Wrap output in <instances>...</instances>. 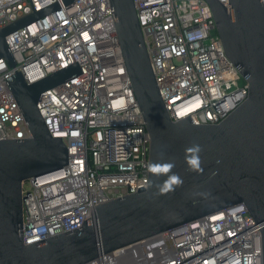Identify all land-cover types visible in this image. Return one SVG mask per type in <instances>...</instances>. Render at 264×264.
Here are the masks:
<instances>
[{
	"label": "built area",
	"instance_id": "1",
	"mask_svg": "<svg viewBox=\"0 0 264 264\" xmlns=\"http://www.w3.org/2000/svg\"><path fill=\"white\" fill-rule=\"evenodd\" d=\"M160 95L173 119L218 124L249 96L207 0H134ZM230 7L229 0H220ZM264 2V0H261ZM54 3L9 33L17 66L0 57V139L31 130L7 77L33 83L76 61L83 72L38 103L68 148L65 167L23 182L24 243L81 227L92 206L149 183L151 135L135 97L110 0H0V29ZM84 264H263L262 230L246 204L165 230Z\"/></svg>",
	"mask_w": 264,
	"mask_h": 264
},
{
	"label": "water",
	"instance_id": "2",
	"mask_svg": "<svg viewBox=\"0 0 264 264\" xmlns=\"http://www.w3.org/2000/svg\"><path fill=\"white\" fill-rule=\"evenodd\" d=\"M74 0H65L67 4ZM122 56L151 135L150 164L174 161L181 186L159 194V181L92 206L81 227L29 243L22 234L23 182L68 165L62 136L51 134L38 107L43 93L83 72L78 61L28 83L7 77L29 124L28 138L0 139V264H84L102 253L244 203L262 230L264 264V2L207 0L228 57L249 83V96L218 124L176 120L160 95L134 0H110ZM60 8L54 3L0 29V57L17 66L6 36ZM199 144L203 172L189 171L185 149Z\"/></svg>",
	"mask_w": 264,
	"mask_h": 264
},
{
	"label": "clouds",
	"instance_id": "3",
	"mask_svg": "<svg viewBox=\"0 0 264 264\" xmlns=\"http://www.w3.org/2000/svg\"><path fill=\"white\" fill-rule=\"evenodd\" d=\"M202 151L199 144H193L191 147L185 149V163L189 171L198 173L203 172L200 152ZM174 161H167L163 163H151L148 166V171L157 178L165 176L163 182L156 183L159 194H167L175 190L174 186H181L183 184L182 178L172 171L175 168Z\"/></svg>",
	"mask_w": 264,
	"mask_h": 264
}]
</instances>
